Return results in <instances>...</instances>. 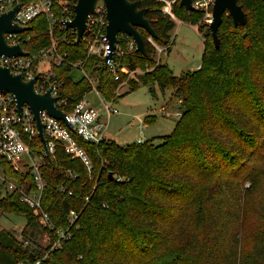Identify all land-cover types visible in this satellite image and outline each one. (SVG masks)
<instances>
[{
  "label": "trees",
  "instance_id": "trees-1",
  "mask_svg": "<svg viewBox=\"0 0 264 264\" xmlns=\"http://www.w3.org/2000/svg\"><path fill=\"white\" fill-rule=\"evenodd\" d=\"M138 1L148 8L147 17L159 35L156 42L168 46L175 23L161 12L163 4ZM239 4L247 24L236 27L227 12L218 31L220 48L211 34L205 36L200 69L178 77L167 64H160L140 77L139 85L132 82V91L149 84L163 91L174 89L181 101L182 116L160 143L146 140L121 146L109 139L99 144L77 139L91 159V170L56 146L43 169L42 205L57 229L68 228L71 211L79 216L62 250L44 258L49 247L43 248L29 233L37 223L32 210L19 194L4 196L0 190V212L27 220L22 238L15 231H0V264L38 259L41 264H264V208L252 230L245 231L242 217L244 182L255 176V166L264 156V1ZM173 7L182 22L196 25L202 16V11L188 12L180 1ZM54 11L61 16L58 5ZM30 27L31 51L49 48L52 38L58 42L65 59L55 69L56 80L73 106L92 91L87 78H75L73 65L78 62L87 74L98 76L97 89L104 99L115 98L119 83L102 58L88 56L87 38L76 44L77 35L59 25L52 27L51 37L45 15ZM140 31L149 55L125 56L121 63L132 72L154 61L149 35ZM144 122L153 124L156 117L146 116ZM37 144L42 150L39 139ZM110 172L130 180L118 183L110 179ZM6 175L19 180L9 166ZM247 232L250 254L241 247Z\"/></svg>",
  "mask_w": 264,
  "mask_h": 264
},
{
  "label": "built area",
  "instance_id": "built-area-1",
  "mask_svg": "<svg viewBox=\"0 0 264 264\" xmlns=\"http://www.w3.org/2000/svg\"><path fill=\"white\" fill-rule=\"evenodd\" d=\"M18 4H20V9L14 19V24L20 27H30L33 20L45 15L50 21L52 37V27L54 25L66 29V23L73 21L75 17L74 6L77 4V0H74V2H71V0H0V13H7ZM170 4H174V2H170ZM55 5L60 7V17L56 16ZM193 5L198 11L211 12L214 0H193ZM169 15H171L172 20L177 21L172 12H169ZM107 24V8L102 1H99L94 16L90 18L89 29L84 35V38H87L86 50L88 56H98L103 59V66L122 87V85L128 84V79L123 76H128L134 72L122 65L121 61L125 56L135 54L137 49L131 37L120 34L113 59L105 63L104 59L111 54L106 36ZM68 30H72L76 34L73 29ZM28 32L6 35L9 45H21L27 54L12 58L1 56L0 66L10 68L14 74L22 75L26 82L36 79L35 89L40 94H45L52 89V95L57 98L56 106L65 113V120L56 119L46 111L42 112L44 135L49 148V155H47L44 145L42 150L38 148L39 131L35 116L29 106L25 105L22 111L19 112L15 97L12 94L0 92V178L5 186L3 195L19 194L21 201L28 205L37 218L36 224L46 238L44 240L46 246L43 248L49 247L44 256L46 258L51 252L63 249L64 244L71 239L72 230L76 226L79 217L77 213L71 211L68 228L57 229L50 215L44 209L42 196L46 187V180L43 169L47 164V160L52 158L56 146L60 145L73 159L81 160L88 170H91V159L86 150L79 146L77 139L89 144H99L106 139L105 131L108 124L102 121L101 110L92 106L90 101L86 99L87 97H84L73 106V101L62 93V83L56 80L55 69L63 64L65 56L59 54L58 42L52 38V44L49 48L35 53L29 49L31 37L27 36ZM153 40L152 37H148L150 44ZM168 48L169 46L161 47L160 53H168ZM73 68L82 71L84 77L89 79L88 74L83 69L82 62L74 64ZM92 88L96 90L98 96L102 97L97 86ZM103 111L106 114L107 122L112 115L118 113L117 109L113 108V104L104 105ZM181 116L180 113L177 114L178 118ZM142 142L139 141V143ZM6 166H9L12 172L19 176L18 181H11L7 178ZM114 179L118 183L130 180L115 175ZM18 236L22 238V232ZM41 263L42 259H38L34 263L19 262L18 264Z\"/></svg>",
  "mask_w": 264,
  "mask_h": 264
},
{
  "label": "rangeland",
  "instance_id": "rangeland-1",
  "mask_svg": "<svg viewBox=\"0 0 264 264\" xmlns=\"http://www.w3.org/2000/svg\"><path fill=\"white\" fill-rule=\"evenodd\" d=\"M157 1L163 4L161 12L165 16L170 17L169 12H172L177 19V21H174L170 17L175 23V28L170 33L171 39L168 44L171 47L170 53H160V48L163 46L153 40L151 46L154 49V61L141 63L140 67L134 73H130L127 76L128 84L117 87L115 100L108 101L98 96L96 90L93 88L91 92L85 95L92 106L101 110L102 121L108 124L105 131V138L121 146L137 143L141 140H155L156 144H158L160 143L159 138L168 136L173 132L179 119L177 113H182L184 110L181 101L174 96V89L162 91L158 85L149 84L140 86L132 91V87H135V84L132 82H136L139 85L140 77H146V75L153 72L160 64H167L172 69L174 75L178 77L185 72L198 70L202 65L204 42L207 39L205 36L210 34L209 24L211 22L212 10L211 12H202L198 23L192 25L189 22H182L175 14L173 5L180 0ZM170 2H174V4L169 5ZM226 18H229V14L226 15ZM198 28L201 29V33H199ZM88 76L89 79H87L92 84V87H96L98 84V76L96 74H88ZM81 77H84V73L77 71L75 78ZM110 104H113V108L117 109L118 113L112 115L107 122L106 114L103 110L104 105ZM162 107L165 108L168 116H165L160 111ZM149 115L156 117L155 123L145 124V117ZM254 171L256 172L255 176L251 180L244 182L243 186L242 217L245 224V231L247 229L252 230L256 227L261 218L260 209L264 208V156L258 160ZM0 190L4 194L5 186H3L1 178ZM26 225V219L0 212V231L4 229L15 231L18 235ZM29 233L32 239L39 245L42 247L46 246L44 241L46 239L45 234L37 224L29 227ZM250 233L247 232L243 236V238H246L241 244V247L244 248L247 254H250L252 250V244L250 243L249 237H247Z\"/></svg>",
  "mask_w": 264,
  "mask_h": 264
},
{
  "label": "water",
  "instance_id": "water-1",
  "mask_svg": "<svg viewBox=\"0 0 264 264\" xmlns=\"http://www.w3.org/2000/svg\"><path fill=\"white\" fill-rule=\"evenodd\" d=\"M99 1H102L107 8L106 36L111 49V54L104 59V62L107 63L113 59L120 34L131 37L137 52L148 56L146 42L140 30L147 32L154 40H158L159 35L147 17L148 8L141 7L138 0H77L74 6L75 17L72 22L66 23V29L76 31V44L82 42L88 31L90 18L94 16ZM180 5L188 12L198 11L193 5V0H180ZM19 9L20 4L7 13H0V57L12 58L27 54L21 45L11 46L6 39L7 34H18L31 30V27H20L14 24ZM227 12L236 27L247 24V14L243 11L239 0H214L210 34L217 49L220 48L218 31ZM35 83L36 79L26 82L22 75L14 74L8 67L0 66V92L9 93L15 97L19 112L25 105L29 106L36 119L39 138L44 145L45 152L49 155L41 114L46 111L56 119L65 120V113L56 106L57 98L52 95V89L45 94H40L35 89ZM109 177L113 180L114 174L110 172Z\"/></svg>",
  "mask_w": 264,
  "mask_h": 264
},
{
  "label": "crops",
  "instance_id": "crops-1",
  "mask_svg": "<svg viewBox=\"0 0 264 264\" xmlns=\"http://www.w3.org/2000/svg\"><path fill=\"white\" fill-rule=\"evenodd\" d=\"M180 23V22H179ZM198 69H200V67L198 68ZM123 86V85H122ZM163 91V90H162ZM165 91V90H164ZM168 106V105H167ZM160 111H162L163 113H164V115L165 116H168V113L166 112V110H165V108L164 107H162V109L160 110ZM177 114H179V113H177ZM181 114V113H180ZM176 115V114H175ZM141 141H143L144 142V140H141ZM139 142V141H138Z\"/></svg>",
  "mask_w": 264,
  "mask_h": 264
}]
</instances>
